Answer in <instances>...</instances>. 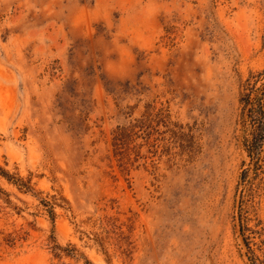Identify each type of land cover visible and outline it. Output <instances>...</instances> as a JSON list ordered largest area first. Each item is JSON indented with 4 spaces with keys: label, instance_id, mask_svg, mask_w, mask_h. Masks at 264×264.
<instances>
[{
    "label": "rangeland",
    "instance_id": "374dc122",
    "mask_svg": "<svg viewBox=\"0 0 264 264\" xmlns=\"http://www.w3.org/2000/svg\"><path fill=\"white\" fill-rule=\"evenodd\" d=\"M263 89L264 0H0V264H264Z\"/></svg>",
    "mask_w": 264,
    "mask_h": 264
},
{
    "label": "trees",
    "instance_id": "16d2710c",
    "mask_svg": "<svg viewBox=\"0 0 264 264\" xmlns=\"http://www.w3.org/2000/svg\"><path fill=\"white\" fill-rule=\"evenodd\" d=\"M248 95V93L244 92L242 98L248 101ZM249 117L252 126V134L251 140L247 143V148L250 155H255L257 157L264 143V104L259 103L257 107L250 109Z\"/></svg>",
    "mask_w": 264,
    "mask_h": 264
}]
</instances>
